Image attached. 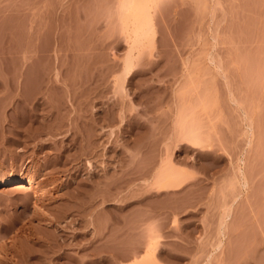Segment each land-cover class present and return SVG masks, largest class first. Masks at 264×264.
<instances>
[{
  "label": "rangeland",
  "instance_id": "obj_1",
  "mask_svg": "<svg viewBox=\"0 0 264 264\" xmlns=\"http://www.w3.org/2000/svg\"><path fill=\"white\" fill-rule=\"evenodd\" d=\"M28 176L0 264H264V0H0V180Z\"/></svg>",
  "mask_w": 264,
  "mask_h": 264
},
{
  "label": "bare ground",
  "instance_id": "obj_2",
  "mask_svg": "<svg viewBox=\"0 0 264 264\" xmlns=\"http://www.w3.org/2000/svg\"><path fill=\"white\" fill-rule=\"evenodd\" d=\"M0 184L20 186V187H23L24 189H34V193H35L36 197H40L43 194L42 190L37 187L36 181L32 176H28L24 180H22V178H20V177H13L9 180H0ZM171 186H176V184H172ZM156 264H158V263H156Z\"/></svg>",
  "mask_w": 264,
  "mask_h": 264
}]
</instances>
